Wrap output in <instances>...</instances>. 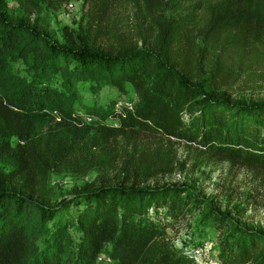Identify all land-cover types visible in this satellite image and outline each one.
Listing matches in <instances>:
<instances>
[{
  "label": "trees",
  "instance_id": "1",
  "mask_svg": "<svg viewBox=\"0 0 264 264\" xmlns=\"http://www.w3.org/2000/svg\"><path fill=\"white\" fill-rule=\"evenodd\" d=\"M24 1L59 8L73 0ZM82 1L94 21L122 3ZM144 1L154 10L159 4ZM188 1L193 4L188 16L199 11L204 20L200 30L219 48V56L264 41V0ZM181 35H191L187 23ZM170 37L163 31L160 42L171 44L178 38ZM67 40L56 44L35 24L25 19L12 22L0 9V151L11 156L15 175L29 167L33 151L71 150L49 126L55 119V124L82 130V138L98 128L99 136L85 138L90 137V148L97 151H118L122 144L142 146L145 137L162 134L196 144L213 157L264 171V101L247 103L207 92L150 48L112 52L80 43L73 34ZM20 56L30 59V80L10 69L8 59ZM101 82L119 90L131 85L135 103L116 113L85 103L78 86L89 84L97 90ZM78 109L97 118L99 125L85 122ZM111 117L119 121L118 127L103 126ZM76 121L85 124L78 126ZM44 122L46 133L41 128ZM186 195L184 187L172 184H101L76 191L61 206H50L0 175V264H98L105 241L112 244L113 264H264L261 228L235 226L226 231L218 243L216 263L208 258L195 261L171 245L149 210L171 201L185 210L190 202ZM68 205L78 207L74 216L61 213ZM57 214L59 222L50 228ZM221 219L225 215L213 214L211 224L218 225ZM70 229L77 232L75 240ZM39 239L45 242L39 245Z\"/></svg>",
  "mask_w": 264,
  "mask_h": 264
},
{
  "label": "rangeland",
  "instance_id": "2",
  "mask_svg": "<svg viewBox=\"0 0 264 264\" xmlns=\"http://www.w3.org/2000/svg\"><path fill=\"white\" fill-rule=\"evenodd\" d=\"M70 2L71 8L68 3L52 8L31 6L23 0H2L0 9L12 22L25 19L35 24L56 44L67 43L69 34H73L80 43L106 51L150 48L207 92L247 103L264 101V41L219 56V48L200 30L204 20L199 11L188 16L193 5L188 0H159L155 10L144 0H122L100 21L89 18V8L82 0ZM185 23L191 29L189 37L179 36ZM163 31L172 39L178 38L171 44L162 43ZM175 31L177 34L172 37ZM29 61L22 56L8 59L12 72L27 80L31 79ZM53 85L60 86L55 80ZM78 89L85 103L100 105L109 113L120 112L136 101V93L129 84L124 90L107 82H101L97 90L89 84H80ZM55 121L49 126L61 134L71 150L33 151L29 167L16 175L12 172L11 156L0 151V175L8 184L22 186L26 194L50 206H61L76 191L101 184L184 187L185 199L190 201L185 210L178 201H171L151 207L149 215L171 245L183 251L204 246L201 260L208 258L215 263L219 261L215 255L218 243L226 231L235 226L264 229V171L213 157L196 144L162 134L145 137L142 146L122 144L118 151H97L90 148V137L99 136L98 128L88 132L86 136L90 137L85 139L86 136H80L82 130H70ZM47 127V122L42 123L43 133ZM50 135L51 140L56 139ZM12 142L16 140L12 138ZM63 209L61 213L74 216L78 207L68 205ZM213 214H223L226 219L218 225L211 224ZM58 215L49 222L50 228L59 222ZM70 232L75 240L77 232ZM44 242L39 239L37 244ZM103 245L98 264H113L111 242L105 241Z\"/></svg>",
  "mask_w": 264,
  "mask_h": 264
},
{
  "label": "built area",
  "instance_id": "3",
  "mask_svg": "<svg viewBox=\"0 0 264 264\" xmlns=\"http://www.w3.org/2000/svg\"><path fill=\"white\" fill-rule=\"evenodd\" d=\"M73 6L72 2H69L67 4L68 8H71ZM131 108V105H128ZM79 115L82 116L83 120L85 122L91 123V122H98V119L95 118L92 115L89 114H85L83 112H78ZM104 122L109 123L111 126H118L119 125V121L114 118V119H106ZM99 123V122H98ZM184 253L188 254L189 256H191L195 261H200L203 257V254L205 253V247L204 246H196L193 249H189V250H184Z\"/></svg>",
  "mask_w": 264,
  "mask_h": 264
}]
</instances>
